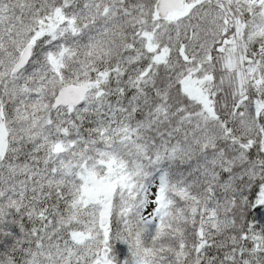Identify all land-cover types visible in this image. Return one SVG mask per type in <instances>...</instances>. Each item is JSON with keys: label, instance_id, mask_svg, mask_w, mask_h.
Here are the masks:
<instances>
[{"label": "snow or ice", "instance_id": "obj_1", "mask_svg": "<svg viewBox=\"0 0 264 264\" xmlns=\"http://www.w3.org/2000/svg\"><path fill=\"white\" fill-rule=\"evenodd\" d=\"M0 264H264V0H0Z\"/></svg>", "mask_w": 264, "mask_h": 264}]
</instances>
